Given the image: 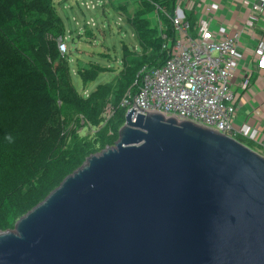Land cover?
I'll use <instances>...</instances> for the list:
<instances>
[{"label":"water","instance_id":"1","mask_svg":"<svg viewBox=\"0 0 264 264\" xmlns=\"http://www.w3.org/2000/svg\"><path fill=\"white\" fill-rule=\"evenodd\" d=\"M141 111L0 232V264H264V156Z\"/></svg>","mask_w":264,"mask_h":264},{"label":"trees","instance_id":"2","mask_svg":"<svg viewBox=\"0 0 264 264\" xmlns=\"http://www.w3.org/2000/svg\"><path fill=\"white\" fill-rule=\"evenodd\" d=\"M175 2L141 0L127 17L139 48L123 44L118 75L84 97L57 48L64 26L55 0H0V232L12 230L89 156L114 146L125 122V93H136L144 67H159L168 57L162 31L147 16L156 6L172 16ZM162 21L171 43L174 29L167 17ZM111 71L91 64L79 76L85 86ZM107 105L114 111L108 124L90 138L80 136V118L99 128Z\"/></svg>","mask_w":264,"mask_h":264},{"label":"built area","instance_id":"3","mask_svg":"<svg viewBox=\"0 0 264 264\" xmlns=\"http://www.w3.org/2000/svg\"><path fill=\"white\" fill-rule=\"evenodd\" d=\"M193 2L198 17L196 30L187 18V7ZM264 4L255 2L251 13L256 18L263 14ZM155 26L161 31V49L168 51L165 62L155 68L144 67L138 74L137 91L134 95L127 91L120 102L126 113L134 110V115L159 113L178 121H190L238 140L243 136L250 141L257 140L258 131L238 130L233 121L239 107L233 80L240 60V32L230 37H217L209 28L206 12L196 0H176L172 16L160 7L154 11ZM162 16L169 19L175 36L170 43L164 32ZM61 57L68 54L64 37L57 39ZM256 67L264 71V40L261 38L254 49ZM248 86V80L241 84V90ZM141 110H138V108ZM113 108L107 105L102 114L99 128L92 127L82 117L79 132L86 130L92 136L98 129L108 124L113 116ZM126 115V114H125ZM239 141V140H238ZM241 142V141H240Z\"/></svg>","mask_w":264,"mask_h":264},{"label":"rangeland","instance_id":"4","mask_svg":"<svg viewBox=\"0 0 264 264\" xmlns=\"http://www.w3.org/2000/svg\"><path fill=\"white\" fill-rule=\"evenodd\" d=\"M106 1L55 0L57 14L64 26L63 37L69 50L64 58L75 90L84 97L97 86L111 83L118 75L123 44L139 48L134 31L126 20L131 11L119 6V0ZM123 11L127 14H119ZM154 15L152 12L147 16L153 25L156 24ZM91 64H98L112 71L101 73L94 82L84 86L79 71L89 68ZM79 134L82 137L92 136L86 130Z\"/></svg>","mask_w":264,"mask_h":264},{"label":"crops","instance_id":"5","mask_svg":"<svg viewBox=\"0 0 264 264\" xmlns=\"http://www.w3.org/2000/svg\"><path fill=\"white\" fill-rule=\"evenodd\" d=\"M106 1V0H103ZM121 1V2H120ZM206 12V23L217 37H230L240 32V60L234 83L236 102L239 107L233 121L234 127L242 131L256 129L257 140L250 141L243 136L238 139L245 145L264 156V71L256 67L254 49L258 41L264 40V12L258 17L251 13V6L255 2L264 4V0H196ZM107 2V1H106ZM119 6L129 10L130 17L140 10L141 0H119ZM126 11L119 14H127ZM187 18L196 30L198 17L193 9V2L189 3ZM127 20V18H126ZM135 35V33H134ZM137 50V47H129ZM248 80V86L241 90L240 84ZM88 95V93H87ZM86 95V96H87Z\"/></svg>","mask_w":264,"mask_h":264}]
</instances>
